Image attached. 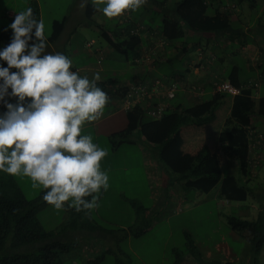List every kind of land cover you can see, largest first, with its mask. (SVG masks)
Instances as JSON below:
<instances>
[{
    "label": "rangeland",
    "instance_id": "rangeland-1",
    "mask_svg": "<svg viewBox=\"0 0 264 264\" xmlns=\"http://www.w3.org/2000/svg\"><path fill=\"white\" fill-rule=\"evenodd\" d=\"M29 1L0 0V34L4 31L12 33L11 29H7V25L13 19L8 17L6 10L10 7L15 11L24 10ZM39 3L42 18L45 20L47 38L53 31L54 19L69 16L61 36L53 43L47 41L49 45L47 51L63 52L72 60L74 71L78 70L80 75H87L89 78L98 71L103 78L114 70L130 73L134 69L131 60H127L122 55L104 57L100 51L98 55L101 58L93 52L102 45L104 47L108 45L100 30L114 31L118 17L109 19L98 9L99 14L97 17L94 15L95 24L83 26L81 24L87 20V17L86 6H81V0H39ZM142 7L143 10L145 5ZM139 11L141 10L136 12ZM152 15L156 13L153 12ZM160 20L158 16L157 21ZM87 41H93V46L87 47ZM156 50L157 47L154 49V54ZM154 58L157 57L154 55ZM112 111L114 113L110 115ZM219 119L220 115L216 114L211 123L218 125ZM257 121L264 122V117ZM214 124L182 131L178 135L180 147L176 152L181 156L180 158L184 154L186 157L190 155L184 150L189 145L200 146L198 143H191V138H202L204 144L215 147L218 141L217 139L213 141V137L218 128ZM126 125L125 112L116 108V103L108 102L102 117L85 124L82 129L83 133H90L94 142L108 151V155L102 161V167L108 170L110 187L99 194L96 208L85 214L84 211L77 212L68 207L55 210L48 204L39 211L38 215L45 229L55 232L63 229L61 237L70 236L78 240V242L70 241L73 246L64 256V264H89L88 258L93 255L96 257L103 249L106 251L104 258L91 264H170L175 260V249L185 248L188 242L187 235L192 237L195 247L206 259L217 258L222 262L221 264L226 261H231L233 264L256 262L264 264V246L257 260L253 259L247 239L233 230L228 222V217L231 215L246 219L256 217L261 207L260 200L264 197V165L261 170L258 168V176L254 179L257 183L255 195L249 194L245 201H228L221 198L217 185L208 193L197 190L187 192V201L184 203L181 201L179 206V199L175 198L181 191L177 182L166 189L160 188L158 183H163L168 176L169 179L175 178L178 165L181 163H174L172 160H176L175 157H164L165 154L160 155V151L156 149L150 150L146 139L144 141L141 138L142 134L139 131H135L131 136L132 142H119L121 138L115 133L123 131ZM192 155L195 157L194 154ZM151 157L161 162L160 170H155ZM229 171H234L233 165L230 166ZM234 173L238 174L237 171ZM3 174L6 173L0 172V176ZM6 175L14 179L28 199L36 198L43 190L33 188L27 177ZM171 189L176 195L173 199L167 196ZM159 192L163 197L162 203L156 198ZM139 211L146 215V219L140 220ZM81 213L85 217L81 216ZM75 218L79 224L77 229L69 225ZM86 220L89 222H86L85 228H82L81 224L84 223L82 221ZM142 228H145L143 234L138 236L130 234L122 238L126 230L129 232ZM81 232L100 235L102 240L100 237L97 238L101 240V249L93 250L91 254L86 244L88 238L83 237ZM27 249L33 250L34 247L28 246Z\"/></svg>",
    "mask_w": 264,
    "mask_h": 264
},
{
    "label": "trees",
    "instance_id": "trees-1",
    "mask_svg": "<svg viewBox=\"0 0 264 264\" xmlns=\"http://www.w3.org/2000/svg\"><path fill=\"white\" fill-rule=\"evenodd\" d=\"M249 1L254 2V0ZM156 3L163 9V17L161 22H158L157 27H153V25L149 27L147 24L142 23L137 24L135 21L132 23L129 20L126 34L101 29V35L116 51L127 53L132 60L140 55L141 51L139 48L143 40V30H147V32L152 31L153 34L149 33L147 37L148 39L151 38V46L155 44V38L160 42L163 40L175 41L183 39L186 36V27L189 28V24L184 22L183 18L179 15V11L177 13V8L179 9L180 4H176L175 14L170 15L169 13L172 12V9L165 7L166 0ZM231 4H234V6L230 7ZM237 6L238 4L235 0H228L225 3L221 2V7L227 13L228 11L233 12L236 10ZM27 7L33 9L37 19L41 18L37 0H31ZM97 11L98 9L94 8L90 3L87 4V20L82 22L81 25H94L96 21L94 14ZM130 13L131 11L125 12V17L130 15ZM67 22L68 16L66 15L61 19H54L53 31L47 38V41L51 43L55 42L61 36ZM11 34L9 31H4L0 34V48L10 42ZM86 45L87 47L91 46V41L87 42ZM72 70H75V68H72ZM225 79L237 86H245L250 82L256 81L250 80L248 83L242 84L239 74L234 70ZM261 81L262 85H264V79L259 80V82ZM99 84L100 88L104 90L107 87V90L114 96L112 91L114 88L112 86L113 82L109 80ZM145 105V102L133 105L126 112V128L115 134L121 138L119 142H132L131 136L136 130H139L147 142L155 144L153 150L160 151V155H162L164 148L169 144L174 146L173 148L176 152L179 150L180 136L178 135L182 131L185 129H195L203 125H207L208 127L214 124L211 121H213L216 114L220 115L219 124H214L218 128L213 137V141L216 139L218 141L215 143L216 146L211 147L204 144L198 138H191L190 140L196 142V144L198 143L200 145L199 148H201L195 157H192V162L188 167L178 171L177 176L171 180V185L177 182L185 193L191 190L208 193L215 186L219 185L221 198L228 201H245L249 194L255 195L257 183L254 182V179L258 176L257 170L260 165L259 163L256 165L258 167L253 165L252 158L254 157L251 148L252 142H254L257 135L264 137V128L254 126L252 124V117H264V96H257L253 86L244 87L236 95L211 91V93L198 97L197 102L191 106L186 107L182 103L176 104L174 108L165 113L160 119L148 117ZM221 105L223 106L219 109ZM262 143L261 150L257 151L260 161L263 157L264 139ZM220 144L224 146V155L236 160L238 174L224 171L219 154ZM173 156L175 157V155ZM157 162L161 164L160 161ZM44 191L43 189L36 198L28 199L14 179L6 174L0 176V264H64V256L70 252L73 246V243L70 241L76 239L70 236L61 237L63 229L58 232L45 229L38 215L39 211L48 205L42 199ZM167 196L170 198V194ZM260 202L261 207L253 219H246L235 215L228 217V222L232 229L247 239L251 248V255L256 260L260 256L264 246V197ZM82 213L81 216L85 217ZM140 213L139 211L140 220L146 219V215H143L144 213L141 215ZM82 222L84 223L81 224V227L85 228V223L89 221ZM69 225L73 226V229L79 228L76 218ZM144 232L145 228L137 231L130 230L129 232L126 230V234L122 238L130 234L138 236ZM85 235L101 238L100 235L87 234V232L82 233L83 237ZM187 237L188 242L185 248L175 249V260L170 264H185V257H183L185 254L192 256L198 264L222 263L217 258H204L202 253L195 247L192 237L190 235H187ZM28 246H33L34 249H27ZM104 250L95 258H88V263H97L104 258V254L106 253ZM223 264H233V262L227 261Z\"/></svg>",
    "mask_w": 264,
    "mask_h": 264
},
{
    "label": "clouds",
    "instance_id": "clouds-1",
    "mask_svg": "<svg viewBox=\"0 0 264 264\" xmlns=\"http://www.w3.org/2000/svg\"><path fill=\"white\" fill-rule=\"evenodd\" d=\"M89 3L112 19L147 0H81L82 7ZM7 29L10 42L0 48V172L29 178L55 210L88 214L110 187L102 167L107 149L82 132L109 102L100 72L80 75L63 52L47 51L45 20L31 7L17 11Z\"/></svg>",
    "mask_w": 264,
    "mask_h": 264
},
{
    "label": "crops",
    "instance_id": "crops-1",
    "mask_svg": "<svg viewBox=\"0 0 264 264\" xmlns=\"http://www.w3.org/2000/svg\"><path fill=\"white\" fill-rule=\"evenodd\" d=\"M30 1L27 3V6ZM158 1L162 0H147L144 9L142 10L143 7H141L138 9L141 10L138 13L136 12L138 10H136L131 11L130 15L126 17L124 14L119 16V20H116L117 27L114 32L126 34L129 20H131L132 23L135 21L137 24L142 23L145 25L147 24L149 27H151V25L157 27L158 16L161 20L163 17V9L156 3ZM227 1L228 0H166L165 7L172 9V12L169 13L170 15L175 14L176 4H180L179 9L177 8V13L179 11V15L183 18L184 22L189 24V28L186 27V36L183 39L175 41L163 40L162 42L155 38L154 40H156V42L153 44V48V46L150 45L151 38H147L148 34L152 33V31L150 30L147 32V30H143V40L139 48L141 52L140 55L136 56L133 60L127 56V53L116 51L109 42L105 47L102 45L100 49H94V53L98 55L101 51L104 57L122 55L127 60H131L130 63L134 68L130 73L120 70L111 71L109 75L104 76L98 81L99 83L109 80L113 82L112 86L114 88L112 91L114 96L111 95L107 88L105 90L103 89L109 97V103H116V108L122 109L126 115V112L129 110L123 105L126 91L133 82L144 79L168 78L177 82L178 90L174 98L175 101H173L174 99L172 100L171 109L178 103H182L187 107L197 102V97H194V93L190 91L192 85H202L205 88V94L211 93L214 83L218 80H226L225 78H227L228 74L233 70L239 74L242 84L248 83L250 80L259 81L264 79V0H254V2L249 0H235L238 4L237 9L233 12L228 11V13L221 7V2L225 3ZM37 2L42 18L39 0H37ZM10 9L14 8L10 7ZM10 9L8 8V10ZM153 12H155L156 15L153 16ZM98 14L99 11L94 15L97 17ZM161 20L159 22H161ZM91 44H93V41H91ZM92 46L93 45L88 47ZM156 47L157 51L154 54L152 50ZM154 55L157 58H154ZM99 83L98 86L100 87ZM155 101L157 100L155 99L150 102L154 103ZM145 104L146 115L150 117L147 112L149 105H147V102H145ZM113 113L114 111H112L110 115H113ZM259 118L262 117L253 116L252 124L256 127L264 128V122L257 121ZM141 138L145 141L144 136ZM200 140H202V138ZM191 143L196 142L191 141ZM146 144L151 148L150 150L155 148V144L153 143L146 141ZM219 146V154L224 171H229L230 166L233 165V172H238L236 160L224 155V146L222 144ZM173 147L174 146L169 144L164 148L163 153L165 154L164 157L170 156L174 158L173 155H175L176 160L172 161L182 164L178 165L177 172L186 169L192 162V154L196 155L201 148L189 145V147L184 150L190 153V155L186 157L184 154L182 158H180L181 156L176 153ZM151 162L155 166V170L161 169V164L155 161L153 157H151ZM259 165V167H256L261 170V167L264 165V151ZM172 179L173 177L169 179L168 176L163 183H158V185L160 184V188L165 187V189L168 186L171 187ZM172 185H175V183ZM174 187L175 186H172V188ZM178 187L181 191L175 198L179 199L180 206V202L183 201L184 203L188 198L186 193L181 189L180 184H178ZM170 194V199L176 196L172 189ZM156 198L159 199L160 203L163 202L161 199L163 197L160 195V192L157 194ZM84 237L86 239L88 238L86 244L90 248L91 254L93 250L99 251V248L101 249L100 239L91 235H85ZM93 258H95V255L89 257V259ZM245 261L247 262V260ZM184 262L185 264H198L192 256L188 255H185ZM254 264H259V262Z\"/></svg>",
    "mask_w": 264,
    "mask_h": 264
},
{
    "label": "built area",
    "instance_id": "built-area-1",
    "mask_svg": "<svg viewBox=\"0 0 264 264\" xmlns=\"http://www.w3.org/2000/svg\"><path fill=\"white\" fill-rule=\"evenodd\" d=\"M231 4L230 7H233ZM17 11L10 9L7 11L9 17L14 18ZM90 44V43H88ZM154 53V50H152ZM149 59V56H148ZM253 86L257 96H264V85L259 81H253L245 86H237L232 84L229 80H218L214 83L213 92H226L232 95L239 94L244 87ZM178 90L177 82L164 78V79H144L133 82L126 92L123 99V105L128 110L133 105L141 102H147L149 105L147 112L153 119L161 118L165 113H167L172 106V100L176 96V91ZM190 91L194 93V97H201L205 94V88L202 85H192ZM157 100L154 103L150 102L152 100ZM263 139L257 135L254 142H252L253 157L252 163L256 166L259 160L258 150H261L263 146Z\"/></svg>",
    "mask_w": 264,
    "mask_h": 264
}]
</instances>
